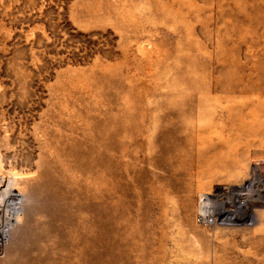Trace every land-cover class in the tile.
<instances>
[{
	"label": "rangeland",
	"instance_id": "1",
	"mask_svg": "<svg viewBox=\"0 0 264 264\" xmlns=\"http://www.w3.org/2000/svg\"><path fill=\"white\" fill-rule=\"evenodd\" d=\"M263 177L264 0H0V264H264Z\"/></svg>",
	"mask_w": 264,
	"mask_h": 264
},
{
	"label": "bare ground",
	"instance_id": "2",
	"mask_svg": "<svg viewBox=\"0 0 264 264\" xmlns=\"http://www.w3.org/2000/svg\"><path fill=\"white\" fill-rule=\"evenodd\" d=\"M262 165L259 163H255L253 165V167L251 168V170L248 171V179H246L245 184L239 185V186H233L232 189L235 190H243L245 188V186L247 187V185H253L254 182H256L257 180L259 181V179L262 177V173H261V167ZM264 178V177H263ZM256 180V181H255ZM261 182V180H260ZM250 187V186H249ZM247 189V188H246ZM232 191V190H231ZM238 196H236V200H234V204L236 209H232L231 207L226 208V206L224 205L225 202L224 201H220V203L218 204V206L214 207V205H212V203H214L215 198L221 197L222 195L219 194H209V193H202L201 196V209L203 212H212L215 216V221L218 220V217L216 215H218L220 218H222V220H229V221H233L235 219H237L238 217H243V216H251V212L250 209L251 207H253L251 204L253 201L251 200L250 197L246 196V198L241 197V195L237 194ZM239 196L241 198H239ZM253 198V197H252ZM252 201V202H251ZM213 206V207H212Z\"/></svg>",
	"mask_w": 264,
	"mask_h": 264
},
{
	"label": "built area",
	"instance_id": "3",
	"mask_svg": "<svg viewBox=\"0 0 264 264\" xmlns=\"http://www.w3.org/2000/svg\"><path fill=\"white\" fill-rule=\"evenodd\" d=\"M200 218L201 220H203L204 222H209V223H214L215 222V216L214 214L211 212H199Z\"/></svg>",
	"mask_w": 264,
	"mask_h": 264
}]
</instances>
